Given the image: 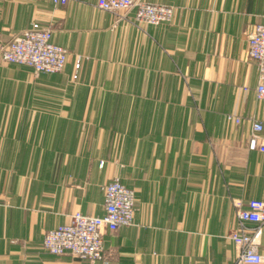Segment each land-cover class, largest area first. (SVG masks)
I'll return each mask as SVG.
<instances>
[{
	"label": "crops",
	"instance_id": "1",
	"mask_svg": "<svg viewBox=\"0 0 264 264\" xmlns=\"http://www.w3.org/2000/svg\"><path fill=\"white\" fill-rule=\"evenodd\" d=\"M97 1L0 0V45L38 23L67 50L53 73L0 59V264H231L233 202L264 200V152L247 144L264 101L246 56L264 0H146L174 7L157 25ZM113 177L134 215L105 231L103 258L44 250L73 212L103 214Z\"/></svg>",
	"mask_w": 264,
	"mask_h": 264
},
{
	"label": "built area",
	"instance_id": "2",
	"mask_svg": "<svg viewBox=\"0 0 264 264\" xmlns=\"http://www.w3.org/2000/svg\"><path fill=\"white\" fill-rule=\"evenodd\" d=\"M52 2L65 5L68 0ZM97 7L114 14L116 21L125 19L127 14L133 11L134 22L148 25L170 22L174 14L172 5L146 0H98ZM52 32L51 26L32 23L0 45V59L6 63L26 65L35 74L61 71L66 62L67 50L51 41ZM246 56L257 68L255 99L264 101V21L254 24L248 33ZM73 66L72 78L75 79L81 66L79 58ZM225 118L235 123L242 121L239 115L231 113H227ZM248 121V148L264 152V121L256 117H249ZM101 190L103 214L73 212L67 223H60L44 233L41 242L44 250L55 255L69 254L89 263L103 258L105 231H115L122 225L132 224L135 195L119 177H113L103 184ZM233 206L237 226L227 235L235 248L231 264H260L264 261V256L258 249L264 226V200L250 199L245 208H242L239 202H233Z\"/></svg>",
	"mask_w": 264,
	"mask_h": 264
}]
</instances>
